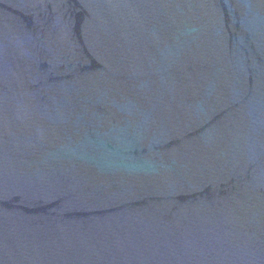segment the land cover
<instances>
[{"label":"water","instance_id":"water-1","mask_svg":"<svg viewBox=\"0 0 264 264\" xmlns=\"http://www.w3.org/2000/svg\"><path fill=\"white\" fill-rule=\"evenodd\" d=\"M0 264H264V0H0Z\"/></svg>","mask_w":264,"mask_h":264}]
</instances>
